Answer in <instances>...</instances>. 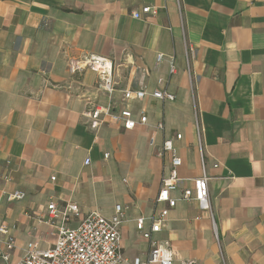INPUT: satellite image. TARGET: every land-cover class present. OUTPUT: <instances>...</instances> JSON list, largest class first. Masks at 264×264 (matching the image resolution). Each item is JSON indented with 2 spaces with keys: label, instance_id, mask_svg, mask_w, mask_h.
<instances>
[{
  "label": "crops",
  "instance_id": "crops-1",
  "mask_svg": "<svg viewBox=\"0 0 264 264\" xmlns=\"http://www.w3.org/2000/svg\"><path fill=\"white\" fill-rule=\"evenodd\" d=\"M144 6L156 14L133 18ZM87 54L112 62L111 96L93 70L69 72ZM139 88L147 96L127 105L145 125L125 130L105 119L91 128L90 104L118 111L122 91ZM161 89L174 100L150 97ZM197 123L208 211L179 199L202 174ZM166 139L181 159L174 208L156 203L171 167ZM13 192L24 198L7 200ZM51 202L78 207L69 228L121 206L128 259L149 252L136 220L148 229L166 209L152 239L170 246L174 264H264V0H0V224L15 239L8 264L30 242L54 244L62 220L48 219Z\"/></svg>",
  "mask_w": 264,
  "mask_h": 264
},
{
  "label": "built area",
  "instance_id": "built-area-1",
  "mask_svg": "<svg viewBox=\"0 0 264 264\" xmlns=\"http://www.w3.org/2000/svg\"><path fill=\"white\" fill-rule=\"evenodd\" d=\"M180 7L181 0H175ZM156 8L144 6L139 12H134L132 17L142 19L143 16L155 15ZM193 52L192 48L188 49V53ZM162 55L156 56V61L160 62ZM90 69L97 73L98 86L100 90L111 96L114 91L113 83V64L104 57L95 54H87L80 59L71 60L68 63L70 73L82 72ZM174 72V67L170 61L169 73ZM147 96V92L143 88L137 90L122 91V107L115 111L112 104L105 106H96L90 104L87 111V117L90 119L91 128H98L102 122L110 120L112 122L122 124L125 130H132L136 126L145 125L147 116L140 114L135 119L133 113L128 107L130 101H139ZM150 97L156 100L173 101L174 96L164 89L155 90ZM157 130L163 131V123L156 125ZM197 135V147L202 160V174L200 177L192 181V189H183L179 199L182 201H195L199 208L204 211L209 210L208 202V181L203 162V147L201 142V130L198 123L195 125ZM176 140L181 139V135L175 136ZM162 155L169 154L170 171L166 178H162L161 187L158 192L156 203H166L169 208H174L176 199L170 197V194L180 188L182 181L177 175V168L181 165V159L175 154L173 141L166 139L162 143ZM107 154L104 158H107ZM89 163V159L85 160V165ZM217 167V165H214ZM5 180L8 178L5 176ZM53 179V178H52ZM24 198L21 192H13L8 194L7 200L16 201ZM48 219L50 221L61 218L62 223L57 228V238L52 246L46 250H39L37 243L30 242L27 244L25 254L14 264H174L175 254L167 244H158L152 239V235L158 233L162 224L165 222L167 210H162L159 214L149 219V228L144 229V219L139 218L135 222L136 230L141 237L148 242L149 252L145 259L126 258L120 247L119 228L124 222L125 216L121 206L116 205L114 214L106 218L98 212H91L86 215L75 228H69L66 223L70 219V215L79 216V209L74 204L66 205L62 211H58L55 203L51 202L47 206ZM15 249V239L12 228L5 224H0V264H8L11 253ZM181 264H193L192 261H182Z\"/></svg>",
  "mask_w": 264,
  "mask_h": 264
}]
</instances>
